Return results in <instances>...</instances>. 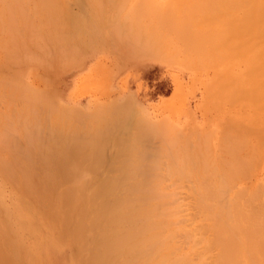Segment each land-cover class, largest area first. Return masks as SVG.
<instances>
[{
	"label": "rangeland",
	"instance_id": "1",
	"mask_svg": "<svg viewBox=\"0 0 264 264\" xmlns=\"http://www.w3.org/2000/svg\"><path fill=\"white\" fill-rule=\"evenodd\" d=\"M32 1L0 0V21H3L0 23V26L3 27L0 29V34L2 35L0 36V74L3 79L0 77V80L6 79L5 83L13 80L14 83L12 84L11 82L9 84V82V85H6L7 83L5 84L3 81V88L6 89L9 86V89L7 88L8 91L0 87V99H2V101L0 100V264H116L115 258L117 261L120 259L117 264H123L124 261L121 260L125 259L124 264H138L141 258L136 255L134 259L133 257L131 258L128 255H134H132L131 251H129L131 254H128V250L127 252L125 250L123 253H118L117 255H121L122 258L121 256L119 258L116 256L114 257V262L113 256L109 253L110 249L107 248H111L112 240L116 239L117 236L121 238L127 234L134 233L135 229L140 227L135 223L138 221L136 220L137 217H141L144 209H146L144 212L145 216L154 213L150 211L155 208L152 205L154 203H150L152 198H155L152 197L154 194L150 196L149 200L145 201L148 198L143 200L146 204L148 203V206L144 204V207L153 206V208L147 210V207H142V200L136 198L137 193L140 191H136V196L133 194L135 196L133 197L134 199L132 197L129 199L130 194L128 195V193L132 194L130 192L132 187L135 189L139 187L138 189L142 190L144 186H151L150 183H148L149 185L146 184L149 176L147 179L145 178L146 185L140 189L139 185H143L142 180L138 182L140 180L138 178L139 175H142L141 171L148 169L146 173L149 175L153 173L158 176L163 175V169L160 171L162 172L159 173L160 175L156 171L152 173L151 171L154 165H157L156 168L164 167L162 163L165 164L163 161L166 159L161 157L160 154L165 148L161 142L164 141L163 143H165L166 147L165 141L171 139L168 137L170 134L175 135L172 136L174 139L178 137L176 140H179L180 143L185 145L191 143L190 146L192 144L195 145L192 150L193 153L188 151L192 149L190 146L189 149H186L189 155L192 154L189 158L190 165H198V173L205 169L208 162H211V158H220L222 161L224 159L229 161L230 158H254L250 159L249 166H244L242 170H233L232 166L234 167V164H231L232 160L227 163L224 179L219 187L216 188L218 198L215 202L213 199L210 201L212 207L223 206L226 211L228 208L231 210L236 195L242 193L241 189L248 187L250 190H255L258 186L264 185V138L261 137V134L264 133V60H262L264 59V22H262V19L264 21V8L256 18L249 19L247 22H243V18L246 16L245 12H247V9L245 10L244 8H241V12H238L237 16L235 14L236 17L229 14L224 19L221 18L223 23L224 21L227 23L226 20L228 19V21H232L227 23L228 25L224 23L225 28L230 29V31H232V27H235L233 26L235 25L234 22L241 21L237 23V29L240 28L242 30L244 28L246 30H242V32L239 30V34L235 36L233 34L234 42L235 45L239 43L244 45L246 42L248 45L246 46L245 44L244 46L246 47L241 46L242 51L241 49L239 50L240 44L236 46L239 50L236 56L238 55L239 57L229 54L228 59L224 60L226 57L222 58L220 62L218 61V64H220H216L217 66L212 62V66L210 60L196 61L187 57L185 53L179 54V50L174 53L175 50L169 46H154L153 41H150L153 37L151 38L150 32L152 31L149 30L152 28L149 26V19L143 20L150 18V16L143 15V18L141 15L144 22V24L142 22V25L147 23L145 28L148 33L144 34L145 28L142 26L139 28L143 29L144 32H142L143 30L140 31V29L137 32L138 29L136 30V28L140 24L138 23L137 26L136 20L133 18L137 13L132 15L131 13L134 14L135 12H133L131 7L128 9L127 6L135 4L138 0H128L127 6H125L126 0H94L96 4L92 3L93 0L92 2L91 0H78L79 2L77 0H63V2L62 0H57V3L54 2L55 0H50L47 3H50V6L54 8L55 14L46 16V18L40 16L43 14L38 13V10L42 13L40 11L42 10L41 2H44L41 4L43 9L47 8L46 2L41 0ZM262 3L264 5V0ZM99 4L104 9V13L101 8H97L98 6L96 8L100 9L99 11L93 7ZM33 6L34 8L37 7L36 9L40 6L41 9L36 10L32 8ZM63 6L64 8L67 7L68 13ZM118 7H123V11L124 8L126 9L124 12L120 9L118 11L121 12H116ZM24 8L25 10H23ZM57 8L60 9L59 12ZM5 9L12 11V16L8 15L10 12ZM35 10L37 11V16H34ZM64 11L67 14L65 18ZM98 12L103 17H100L101 15L99 16ZM72 14L75 16L74 20L72 19ZM123 14L127 18H122ZM58 15L60 16L58 17ZM137 15L139 16L140 14ZM8 16L10 17L9 21H12L11 23L8 21ZM55 16L56 18H54ZM13 18L15 19L14 22ZM110 18L112 20H109ZM53 20L56 23L59 22V24H52ZM201 20H204L203 18L199 19L202 26L210 27L213 25L211 23H214L213 19L211 23L205 19L204 22L206 24L201 22ZM21 21H23V24ZM37 21L40 24V28L36 23ZM137 21L139 22V18ZM46 22L50 23V26ZM132 23H135V25ZM117 24L119 26H116ZM23 25H27L26 27L28 28L32 25V29H29L31 34L30 31H27L28 35L26 34L25 30L27 28ZM55 25L58 26L54 27ZM59 25L62 28H59ZM33 26H35L34 29ZM13 28L15 31L12 32ZM56 28L59 31H56ZM251 30L256 32L252 33L250 32ZM52 31L56 34H52ZM243 31L251 33V36L253 34L256 38L249 37ZM15 33L20 36H16ZM163 34L167 35L168 33L165 34L162 31V37ZM246 35L249 39L245 38L247 37ZM239 36L241 39L239 38L238 41ZM20 37H22L21 40H19ZM6 39L7 41H5ZM256 41L257 43H255ZM2 42L3 44H1ZM234 42L229 43L232 51L235 48L231 46L234 45ZM9 44L12 45L10 46ZM173 44H178L181 47L180 42L173 41ZM14 46H16V49ZM178 46L176 45V47ZM61 48L63 49L61 50ZM11 52L16 55H12L13 53L11 54ZM172 52L173 54L171 55ZM22 53L24 54L22 55ZM30 55L33 56L30 57ZM223 60L224 62L221 63ZM1 72L4 73L2 74ZM0 83L3 86L1 81ZM22 85L24 87L28 86V88H25L28 91L30 89L29 92L31 94H28ZM233 85L234 87H232ZM238 89L241 90L242 95L230 96V93ZM23 91L24 94H21ZM33 91L36 94H33ZM35 99H37V102H35ZM107 115L109 118L112 115L116 116L112 117L111 121V119L107 118ZM147 120L152 124L154 123L153 126L155 127L152 124L150 126ZM68 121L74 124L71 125ZM235 125L238 127H235ZM152 128L154 131H152ZM251 128L255 129V132ZM159 129L161 130L160 132ZM166 129L168 131H165ZM164 133L169 134L167 136ZM164 136L168 138L166 139ZM182 136H185L184 139ZM159 140H161L160 144ZM141 142H146L143 144L146 149L143 145H140L142 144ZM129 143L132 144L130 145ZM157 143L159 144L158 146H156ZM167 143L169 142L167 141ZM154 144L155 146H153ZM160 145H163L164 149L162 148L161 150L159 147L162 146ZM170 146H172L171 143ZM178 146H174L173 150L179 148ZM181 146L183 147V145ZM149 148L150 150L147 151ZM133 149H136L135 151L139 158H133L136 154ZM132 150L133 153L131 152ZM139 150L143 151V153L145 152V154L139 153ZM168 150L169 147H166L167 152L164 151L165 154H169ZM181 151L178 154L179 156L183 154ZM139 154L142 155L140 156ZM197 155L198 157H196ZM169 157L173 156L169 155ZM133 170H135V173H133ZM200 170L201 172H199ZM227 172L229 173L227 174ZM236 172H240L244 176L238 182L229 177V175H235ZM124 173H127L126 177ZM196 173L195 169L194 178H191L190 175V178L194 179L193 181L190 182V179L186 180V182H190V185L188 182L187 184L185 182L180 184L185 179L184 177L182 181L181 179L179 182L172 181V183L176 184L173 183L174 186L178 184L183 186L175 187L176 193L173 191L176 195L178 194V197L171 190V188H174L172 184H169L172 186L171 188L166 186L173 178L168 179L167 177L168 182H165L166 179H162L161 184L167 187V190L162 188L163 186L160 187L161 184L158 185L159 183L156 180L158 184L153 181L154 174L153 178L151 176V180L149 179L150 182L153 181V187L155 184L157 185H155L157 188H153L154 191L157 192V190L159 191L162 188L164 190L159 192L172 193L170 196H176L177 200H179L177 205L180 206V203H182L181 206L183 207L180 206L181 208L175 207L176 203H178L175 201H171L168 204L174 214V222H176L172 224V227L180 240L185 239L186 234L193 236L194 234L191 235L189 232L192 233L195 227H199L198 229L206 237L212 239L213 236L211 235L213 232L209 231L207 227L210 222L205 220L204 215V217L199 215L201 213L197 210L195 196L200 177ZM132 175H136L137 177L135 176L134 178H138L136 179L138 181H133V178L131 180ZM146 176L148 175L146 174ZM163 177H157V180ZM125 178L128 179V182ZM129 186H132L131 189ZM188 186L192 189H190L191 193L188 190L189 188L187 189ZM115 187L116 189L118 187V190L114 189ZM147 187L144 188L145 191ZM127 188L129 189L127 190ZM148 189L153 193L151 187H148ZM114 190L115 192L124 191V194L120 192L115 194ZM150 191L145 193H150ZM141 192L140 194H143ZM66 193L69 197H66ZM157 193L156 195L159 196V193ZM158 196L155 201L159 200L160 197L158 198ZM109 197L110 199H108ZM260 198H258L259 203H263L264 194ZM122 199L124 200L122 201ZM173 199L175 200L176 198L173 197ZM124 201L125 203H123ZM143 201L142 203H144ZM152 201L154 202V200ZM171 204H175V206H171ZM110 215L111 217H108ZM143 216L141 217L142 219ZM31 218H33L32 221ZM199 218H202V220L200 219L201 224L195 222ZM142 219L140 222H142ZM130 222H135L132 224L135 229L132 226V228L127 227L131 225ZM140 222H137V224ZM119 228H122V232L113 230ZM128 228V231L133 229L132 231L134 232L130 231L127 233L126 230ZM111 230L114 232L111 233ZM195 230L193 233L196 232ZM198 233L201 236V232L198 231ZM120 234L122 235L120 236ZM175 234L172 237L173 240L176 239ZM199 236L195 237L200 239ZM202 238L204 239L205 236ZM104 239L105 241H103ZM134 240L137 239L135 238ZM192 241L199 240L194 238ZM109 242H111L110 245ZM176 242H179L178 244L176 243L178 246L185 244L184 242L181 244L180 241ZM191 243L193 245L190 240ZM187 244L188 249L189 243L187 242ZM183 246L185 247V245ZM196 248H200V245H197ZM95 249L97 252H95ZM192 249L193 252L195 250L194 245ZM184 250H186V247ZM208 260V263L213 262L211 258ZM141 262L139 261V264Z\"/></svg>",
	"mask_w": 264,
	"mask_h": 264
},
{
	"label": "bare ground",
	"instance_id": "2",
	"mask_svg": "<svg viewBox=\"0 0 264 264\" xmlns=\"http://www.w3.org/2000/svg\"><path fill=\"white\" fill-rule=\"evenodd\" d=\"M22 1V0H21ZM30 1H32V0H30ZM41 1H45L46 2V7L47 8H45V10L43 9V6L41 5V4H43L44 2H41V4H40V2H39V4H40V6L42 7V10H40V11H42V13H40L39 12V8H40V6H38L39 8L38 9H36V8H34V6L32 7V8H34V9H36V10H38V13L39 14H43V15H40V16H42V17H44V18H46V16H53V14H55V10H54V8L52 7V6H50V3H47V1H50V0H41ZM57 0H55L54 2H56ZM78 1V0H77ZM83 1V0H82ZM123 1H125V0H123ZM128 0H126L125 1V6H127L126 5V3H128L127 2ZM12 2V1H11ZM14 2V1H13ZM16 2H18V1H16ZM26 2H28V0H26ZM32 2H34V1H32ZM53 2V3H54ZM62 2H63V0H62ZM79 2V1H78ZM89 2V1H88ZM91 2H92V0H91ZM101 2V1H100ZM117 2V1H116ZM246 2H248V3H246ZM263 0L261 1V0H163V1H158V0H138L135 4H133V5H131V6H127V8L129 9L130 7H131V9L133 10V12H135L134 14L133 13H131L132 15H135L136 13L137 14H140L138 17L136 16H133V18L137 21V19L139 18V22L137 21H135V23H136V25L139 23L140 25L136 28V30H137V32L139 31V27L140 26H142L143 28H145V26L147 25V23L145 24V25H142V22H143V20H147V19H149L148 20V22H150V25H149V23H148V25L150 26V27H152L151 29H149L150 31H152V32H150L151 33V38L153 37V39H150V41H153V43H154V46L155 45H159V46H161V45H164V46H161V47H170L171 49H173V50H175V52L174 53H176V50H179V54H181V53H185L186 55H187V57H190V58H193L194 60H196V61H200V60H210L211 61V63L212 62H214V65L215 66H217V65H219L218 64V61L220 62V60H222V58L224 59V57H226L224 60H226V59H228L229 57V54L232 56V55H234V56H236V54H237V52H239V50L241 49V46H244L246 43L245 42H243V43H245L244 45H241V43H239L240 44V47H239V50H238V48L236 47V46H238L239 44H236L235 45V42H234V40H235V38H234V36L237 34H239V32L241 31L242 32V30H246V29H244V28H242V30L239 28V29H237L238 28V26H237V23H240V22H234L235 23V25H233V26H235V27H232V31H230V29L228 30L227 28H225V24H227V23H229V22H232V21H228V20H226L227 21V23H225V21H224V23H223V21H221V18H223L224 19V17L225 16H227V15H229V14H232V15H234L235 16V14H236V16H237V13L238 12H241V8H244L245 10L247 9V12H245V14H246V16L243 18L244 20H243V22H247V21H249V19L251 20L252 18H256V16L258 15V14H260V11L264 8L263 6ZM52 3V2H51ZM57 3V2H56ZM56 3H55V5H56ZM59 3V2H58ZM61 3V2H60ZM81 3V2H80ZM83 3V2H82ZM92 3H95L96 4V2H94V0H93V2ZM92 3H91V5H92ZM13 4V3H12ZM23 4V3H22ZM64 4V3H63ZM84 4V3H83ZM119 4V3H118ZM124 4V3H123ZM85 5V4H84ZM102 5V4H101ZM104 5V4H103ZM9 6V5H8ZM58 6V5H57ZM59 6H61V4H59ZM59 6H58V8H59ZM96 6H98L97 8H101V6H100V4L99 5H94L93 7H95L96 8ZM19 7V6H18ZM66 7V6H65ZM86 7V6H85ZM15 8V7H14ZM16 8H17V5H16ZM57 8V9H58ZM62 8V7H61ZM63 8H64V6H63ZM67 8V7H66ZM66 8H64V10L66 9ZM96 8V9H97ZM7 9V8H6ZM5 9V10H6ZM9 9V8H8ZM41 9V8H40ZM56 9V8H55ZM103 8H101V11L104 13V9L102 10ZM122 10L123 9V7H118L117 9H116V12H121V11H118V10ZM125 9L126 8H124V11H125ZM22 10V9H21ZM20 10V11H21ZM23 10H25V8L23 9ZM22 10V11H23ZM35 10V12H34V16L36 15V11ZM44 10V11H43ZM62 10V9H61ZM67 10V9H66ZM65 10V11H66ZM92 10V9H91ZM95 10V9H94ZM93 10V11H94ZM100 10V9H99ZM98 9H97V11H99ZM6 11H8V12H10V10H6ZM19 11V10H18ZM60 11V9H58V12ZM65 11H64V13H65ZM96 11V10H95ZM112 11V10H111ZM123 10H122V12H124ZM14 12V11H13ZM17 12V11H16ZM57 12V13H58ZM115 12V13H116ZM263 12V11H262ZM1 13V12H0ZM32 13H33V10H32ZM67 13H68V10H67ZM94 13V12H93ZM100 12H98V15L100 16L101 15V13L99 14ZM112 13V12H111ZM5 14V13H4ZM3 14V15H4ZM18 14V13H17ZM94 14H96V13H94ZM125 14V13H124ZM123 14V16H122V18H127V17H125V15ZM239 14V13H238ZM8 15H11L12 16V11L10 12V14H8ZM14 15V14H13ZM20 15V14H19ZM19 15H18V17H19ZM61 15V14H60ZM60 15H58V17L60 16ZM62 15H63V13H62ZM65 15L66 16H64V18L65 17H67V14L65 13ZM73 15V14H72ZM71 15V16H72ZM91 15V14H90ZM90 15H88V16H90ZM115 15V14H114ZM118 15H120V14H118ZM132 15H130L131 17H132ZM141 15H142V17H143V15H147V17H149L150 16V18H151V21H150V18H146V19H143L142 20V17H141ZM33 16V15H32ZM37 16V15H36ZM70 16V15H69ZM97 16V15H96ZM108 16V15H107ZM235 16V17H236ZM240 16V15H239ZM5 17V16H4ZM6 17H7V14H6ZM22 17V16H21ZM25 17V16H24ZM41 17V18H42ZM100 17H103L102 15L100 16ZM119 17V16H118ZM10 17L8 16V21L10 20L9 19ZM20 18V17H19ZM18 18V19H19ZM48 18V17H47ZM54 18H56V16L54 17ZM62 18V17H61ZM74 18H75V16L73 15V17H72V19L74 20ZM81 18V17H80ZM90 18H91V16H90ZM104 18H105V16H104ZM140 18H141V20H140ZM144 18V17H143ZM203 18V20L205 21V19L206 20H208V21H210V23H211V21H212V19H213V21H214V23H211V24H213L212 26H202L201 25V23H200V21H199V19H202ZM208 18V19H207ZM209 18H210V20H209ZM259 18V17H258ZM6 19V18H5ZM11 19H12V17H11ZM25 19V18H24ZM34 19V18H33ZM39 19V18H38ZM50 19V18H49ZM63 19V18H62ZM68 19V18H67ZM79 19V18H78ZM120 19V18H119ZM124 19H122V20H124ZM215 19V20H214ZM4 20V19H3ZM7 20V19H6ZM14 18H13V22H14ZM17 20V19H16ZM21 20H23V19H21ZM32 20V19H31ZM35 20V19H34ZM37 20V19H36ZM41 20V19H40ZM39 20V21H40ZM47 21H48V19H46ZM52 20V19H51ZM57 20V19H56ZM61 20V19H60ZM66 20V19H65ZM76 20V19H75ZM109 20H112L111 18L109 19ZM5 21V20H4ZM55 20H53V23L52 24H59V22H54ZM59 21V20H58ZM80 21V20H79ZM99 21H100V19H99ZM114 21V20H113ZM127 21V20H126ZM131 21H133V20H131ZM130 21V22H131ZM133 21V22H134ZM204 21H202L201 20V22H204ZM207 21V22H208ZM212 21V22H213ZM3 21H0V23H2ZM10 22V21H9ZM12 22V21H11ZM10 22V23H11ZM23 21H21V23H22ZM63 22H64V20H63ZM141 22V23H140ZM262 22H264L263 21V19H262ZM37 24H38V21L36 22ZM65 24H66V22H64ZM74 23H75V21H74ZM85 23V22H84ZM84 23H82V24H84ZM92 23V22H91ZM112 23V22H111ZM114 23V22H113ZM135 23L133 24V25H135ZM205 23V22H204ZM209 23V24H210ZM8 24V23H7ZM17 24V23H16ZM23 24V23H22ZM32 24V23H31ZM42 24V23H41ZM44 24V23H43ZM46 24H49V26H50V23H48V22H46ZM97 24V23H96ZM143 24H144V22H143ZM206 24V23H205ZM1 25V24H0ZM8 25H10V24H8ZM14 25V24H13ZM39 25L40 24H38V27H39ZM63 25V24H62ZM80 25V24H79ZM114 25V24H113ZM201 25V26H200ZM228 25V24H227ZM4 26V25H3ZM17 26V25H16ZM15 26V27H16ZM23 26H25V25H23ZM22 26V27H23ZM27 26V25H26ZM25 26V28H27V30H25L26 31V34H27V31L29 32L30 30L29 29H32L31 28V26L28 28V27H26ZM46 26H48V25H46ZM52 26V25H51ZM58 25H55L54 27H57ZM60 27L59 28H62V26L61 25H59ZM66 26V25H65ZM116 26H119L118 24L116 25ZM1 28L0 29H2L3 27L2 26H0ZM20 27V26H19ZM34 27L35 26H33V29H34ZM71 27V26H70ZM141 27V28H142ZM202 27V28H201ZM227 27V26H226ZM249 27V26H248ZM40 28V27H39ZM63 28H65V27H63ZM78 28V27H77ZM110 28H112V27H110ZM114 28V27H113ZM118 28H120V27H118ZM128 28V27H127ZM258 28V27H257ZM18 29V28H17ZM43 29V28H42ZM69 29H71V28H69ZM115 29V28H114ZM227 29V30H226ZM41 30V29H40ZM53 30H55V28H53ZM58 29L56 28V31H57ZM112 30V29H111ZM143 29H140V31H142ZM144 30H145V32H144ZM142 32H144V34L147 32V29L145 28ZM163 31V33L165 32V34L166 33H168L167 35H164L163 34V37L161 36V33H162V31ZM236 30V31H235ZM240 30V31H239ZM258 30V29H257ZM13 31H15L14 30V28H13V30H12V32ZM21 31V30H20ZM56 31H54V32H56ZM59 31V30H58ZM67 31V30H66ZM74 31V30H73ZM238 31V32H237ZM10 32V31H9ZM22 32V31H21ZM38 32V31H37ZM43 32V31H42ZM76 32V31H75ZM120 32V31H119ZM243 32H245L244 34H246L247 32L246 31H243ZM250 32H252V30L250 31ZM256 32V31H255ZM255 32H252V33H255ZM264 32V31H263ZM262 32V33H263ZM1 33H3V32H1ZM6 33H7V31H6ZM16 33H18L17 31H16ZM16 33H15V35H16ZM33 33V32H32ZM52 34H56V33H53V31L51 32ZM67 33V32H66ZM148 33V32H147ZM10 34V33H9ZM12 34V33H11ZM30 34H31V31H30ZM35 34H36V32H35ZM39 34V33H38ZM51 34V35H52ZM58 34V33H57ZM68 34V33H67ZM78 34V33H77ZM143 34V36L145 37V35ZM233 34H234V36H233ZM242 34V33H241ZM250 34V35H249ZM257 34H259V33H257ZM7 35V34H6ZM13 35V34H12ZM18 35V34H17ZM16 35V36H17ZM28 35V34H27ZM34 35V34H33ZM76 35V34H75ZM140 35V34H139ZM247 35L250 37L251 36V33H247ZM246 35V36H247ZM260 35H262V34H260ZM0 36H2L1 34H0ZM18 36H20V35H18ZM22 36V35H21ZM26 36V35H25ZM30 36V35H29ZM36 36V35H35ZM245 36V35H244ZM245 37V38H247V39H249V37ZM257 36V35H256ZM23 37V36H22ZM22 37H20L19 38V40H21V38ZM32 37V36H31ZM37 37V36H36ZM251 37H255V36H253V34H252V36ZM258 37V36H257ZM25 38V37H24ZM27 38V37H26ZM30 38V37H29ZM46 38V37H45ZM149 38V37H148ZM239 38H240V36L238 37V41H239ZM256 38V37H255ZM259 38V37H258ZM1 39V38H0ZM8 39H9V35H8ZM32 39V38H31ZM47 39V38H46ZM232 39V40H231ZM241 39V38H240ZM244 39V38H243ZM250 40H252L251 38H250ZM260 40V39H259ZM258 40V41H259ZM5 41H7V39L5 40ZM10 41V40H9ZM25 41V40H24ZM56 41V40H55ZM143 41V40H142ZM144 41H146V40H144ZM173 41L174 42H180V44H181V47H179L178 46V44H176L178 47H176V45H174L173 44ZM234 42L233 44L234 45H231V46H233V47H235L234 49H233V51L232 50H230V47H229V43L230 42ZM261 41V40H260ZM13 42V41H12ZM67 42V41H66ZM140 42V41H139ZM249 43H250V41H248ZM5 43V42H4ZM8 43V42H7ZM11 43V42H10ZM255 43H257V41L255 42ZM1 44H3V42L1 43ZM44 44V43H43ZM179 44V45H180ZM5 45V44H4ZM7 45V44H6ZM10 46L12 45V44H9ZM21 45V44H20ZM41 45H42V43H41ZM64 45V44H63ZM67 45V44H66ZM248 44H246V46H247ZM22 46V45H21ZM61 46V45H60ZM158 46V47H159ZM246 46H244V47H246ZM15 47V49H16V46H14ZM65 47V46H64ZM4 48V47H3ZM11 48V47H10ZM12 48H13V46H12ZM11 48V49H12ZM48 48V47H47ZM53 48V47H52ZM77 48V47H76ZM237 48V49H236ZM22 49V48H21ZM28 49V48H27ZM39 49V48H38ZM37 49V50H38ZM46 49V48H45ZM63 48H61V50H62ZM66 49V48H65ZM6 50V49H5ZM10 50V49H9ZM40 50V49H39ZM47 50V49H46ZM60 50V51H61ZM17 51V50H16ZM41 51V50H40ZM169 51V50H168ZM236 51V52H235ZM241 51H242V49H241ZM15 52V51H14ZM45 52V51H44ZM43 52V53H44ZM62 52V51H61ZM231 52H233V53H231ZM235 52V53H234ZM9 53V52H8ZM13 52H11V54H12ZM29 53V52H28ZM58 53H60V52H58ZM166 53V52H165ZM259 53H261L260 51H259ZM24 53H22V55H23ZM26 54V53H25ZM31 54V53H30ZM173 54V52L171 53V55ZM12 55H16L15 53H13ZM11 55V56H12ZM18 55V54H17ZM34 55V54H33ZM33 55H30V57L31 56H33ZM45 55V54H44ZM176 55V54H175ZM3 56V55H2ZM48 56V55H47ZM168 56V55H167ZM238 56V55H237ZM236 56V57H237ZM14 57V56H13ZM27 57V56H26ZM45 57V56H44ZM58 57V56H57ZM184 57V56H183ZM186 57V56H185ZM228 57V58H227ZM239 57V56H238ZM7 58H9V57H7ZM35 58V57H34ZM38 58V57H37ZM61 58V57H60ZM177 58V57H176ZM259 58V57H258ZM11 59V58H10ZM15 59V58H14ZM17 59V58H16ZM23 59V58H22ZM27 59V58H26ZM41 59V58H40ZM62 59V58H61ZM182 59V58H181ZM186 59V58H185ZM19 60V59H18ZM39 60V59H38ZM188 60V59H187ZM224 60L221 62V63H223L224 62ZM236 60V59H235ZM245 60V59H244ZM243 60V61H244ZM262 60H264V59H262ZM15 61V60H14ZM26 61V60H25ZM31 61H32V59H31ZM64 61V60H63ZM66 61V60H65ZM168 61V60H167ZM172 61V60H171ZM180 61V60H179ZM186 61V60H185ZM243 61H241L242 63H243ZM247 61V60H246ZM237 62V61H236ZM245 62V61H244ZM264 62V61H263ZM15 63H17V62H15ZM176 63V62H175ZM174 63V64H175ZM189 63H191V62H189ZM247 63V62H246ZM19 64H20V60H19ZM181 64V63H180ZM192 64V63H191ZM217 64V65H216ZM251 64H252V62H251ZM15 65V64H14ZM66 65V64H65ZM204 65V64H203ZM212 66H213V63L211 64ZM238 65V64H237ZM16 66V65H15ZM248 66V65H247ZM257 68H258V66H257ZM218 69V68H217ZM219 70V69H218ZM200 71V70H199ZM218 72V71H217ZM2 73V72H1ZM4 73V72H3ZM2 73V74H3ZM7 73V72H6ZM5 73V74H6ZM219 73V72H218ZM106 75V74H105ZM15 76V75H14ZM246 76V75H245ZM0 77H1V74H0ZM1 79H3L2 77H1ZM20 79V78H19ZM245 79H247V78H245ZM6 80V79H5ZM5 80H0L1 82H2V84H3V81H4V83H5ZM11 80V79H10ZM249 81V80H248ZM10 81H8V83H9ZM11 82H12V84H14L13 83V80H11ZM11 82L9 83V84H11ZM40 82H41V80H40ZM6 83H7V81H6ZM5 83V84H6ZM6 84V85H9V84ZM23 84H25V83H23ZM230 84V83H229ZM229 84H227V85H229ZM245 84V83H244ZM26 85V84H25ZM36 85V84H35ZM231 85V84H230ZM241 85V84H240ZM246 85V84H245ZM11 86V85H10ZM23 86V85H22ZM242 86V85H241ZM0 87H2L1 89H5V88H3L4 87V84H3V86H1V83H0ZM25 87H27L28 88V86H25ZM24 86H23V88H25ZM232 87H234V85L232 86ZM231 87V88H232ZM7 88L9 89V86H7ZM6 88V89H7ZM0 89V90H1ZM5 89V91H8V89L6 90ZM26 89V88H25ZM230 89V88H229ZM244 89V88H243ZM27 90V89H26ZM38 90V89H37ZM245 90V89H244ZM29 91H30V89H29ZM28 90H27V92H28V94H31V92H29ZM27 92H25L26 94H27ZM34 92V91H33ZM21 94H24V91L23 92H21ZM33 94H36L35 92L33 93ZM240 96V95H242V92H241V90L240 89H238V90H234V92H232V93H230V96H233V97H235V96ZM258 96V95H257ZM260 96V95H259ZM1 97H2V95H1ZM3 98H4V96H3ZM6 98H8V97H6ZM256 98V97H255ZM257 98H259V97H257ZM44 99V98H43ZM42 99V100H43ZM1 101H2V99H0ZM37 99H35V102H37L36 101ZM38 101H41V100H38ZM11 103V102H10ZM39 103V102H38ZM120 104V103H119ZM46 105V104H45ZM29 106H30V104H29ZM116 107V106H115ZM46 108V107H45ZM24 111V110H23ZM91 111V110H90ZM89 111V112H90ZM111 112V111H110ZM77 113V112H76ZM137 113V112H136ZM74 114V116H76V114L75 113H73ZM88 114V113H87ZM90 114V113H89ZM107 114V113H106ZM105 114V115H106ZM80 116V115H79ZM92 116H93V114H92ZM114 116H116V115H114ZM114 116L112 115V117L114 118ZM130 116H131V114H130ZM135 116V115H134ZM141 116V115H140ZM82 117H84V116H82ZM91 117V116H90ZM96 117V116H95ZM111 117V116H110ZM111 117V118H112ZM69 118V117H68ZM106 118V117H105ZM107 118H109L108 117V115H107ZM111 118H109V119H111ZM131 118V117H130ZM132 118H134V117H132ZM141 118H142V116H141ZM89 119V118H88ZM104 119V118H103ZM108 119V120H109ZM114 120V119H113ZM70 121H71V119H70ZM88 121V120H87ZM111 121H112V119H111ZM110 121V122H111ZM148 121V120H147ZM163 121V120H162ZM69 122V121H68ZM99 122V121H98ZM70 124H71V122H69ZM90 123V122H89ZM150 122L148 121V124H149ZM160 123V122H159ZM66 124V123H65ZM70 124H67V125H70ZM72 124H74V123H72ZM71 124V125H72ZM84 124H86V123H84ZM83 124V125H84ZM151 124L152 123H150V126H151ZM154 124V123H153ZM153 124H152V126H153ZM161 124H162V122H161ZM160 124V125H161ZM166 124V123H165ZM92 125V124H91ZM145 125H147V124H145ZM150 126H148V127H150ZM158 126H159V124H158ZM157 126V127H158ZM71 127V126H70ZM86 127V126H85ZM153 127H155V126H153ZM162 127V126H161ZM160 127V128H161ZM235 127H238L237 125H235ZM96 128H98V127H96ZM151 128V127H150ZM169 128V127H168ZM86 129V128H85ZM126 129V128H125ZM164 129V128H163ZM252 129V128H251ZM148 130H150V129H148ZM156 130V129H155ZM161 130H162V128H161ZM160 129H159V132L161 131ZM172 130V129H171ZM253 130V132H255V129H252ZM152 131H154L153 130V128H152ZM165 131H168V129H166ZM170 131V130H169ZM104 132V131H103ZM158 132V131H157ZM253 132H251V133H253ZM149 134V133H148ZM159 134V133H158ZM165 135H167L168 136V134H166V133H164ZM184 134V133H183ZM259 134V133H258ZM264 134V133H263ZM263 134H261L262 136L261 137H263L264 138V135ZM146 135V134H145ZM154 135V134H153ZM162 135V134H161ZM172 136H175V135H172V134H170V136H168L169 138H171L170 140L172 141H170L169 139H167L165 136V138L167 139L165 142H166V147L168 148L169 147V154H165V152L164 151H166V147H165V143H163L164 141L163 140H165V139H163V138H161V139H163L162 141L163 142H161L162 144H164V148H165V150H163V152L161 151V157H165V161H163L165 164H163L162 163V165L164 166L163 168L162 167H157L156 168V166L157 165H154L153 166V169H152V171H151V173L154 171H156V172H158V174L159 173H162V172H160V171H162V169H163V175L162 176H164L163 178H161L160 180H159V178H158V180H157V177H162V176H158L157 174L155 175L154 173V175L153 174H148V173H146L147 172V170H143V171H141L140 173L142 174V175H139V181L138 180H136V179H138V178H134L136 175H132V177H131V180H133V181H138V182H140L141 180H142V183H143V185H139L140 186V189H142V190H139L138 188L139 187H137V189H135V188H133L132 186V189H135V190H132L131 189V187H130V189L132 190H130V192H132V194L131 193H128V192H126L129 188H127V190L125 191L126 193H128V195L130 194V197H129V199H131V197L133 198V197H135L137 194L139 195L140 194V192L141 191H144V192H141V193H143V194H140L139 195V197H138V195L136 196V198L138 199H141L142 201L144 200V198H148V199H145V201L146 200H149V198H151L150 196H152L153 194V196L152 197H155V198H152V200H154V202L152 201H150V203H154V204H152V205H154V210H152L151 208H153V206L152 207H147L148 205V203L146 204V202L145 201H143L144 203H142V201H141V204H142V207H144L145 205L144 204H146L147 206V210H150V211H153L154 213L151 215V214H149L150 213V211H149V213H145V214H149L148 216H145L144 215V212H145V210L146 209H144V208H146V207H144L143 209H144V211H143V213H141L142 215H141V217L143 216V219H144V221H143V219L141 218V217H137V219L136 220H138L137 222H140V220L142 219V222H140L139 224H137V222L135 223V222H133V223H135L139 228H134V226L132 225L133 223L132 222H130V226H127V227H129V228H132L133 227V229H135V232L134 231H132V230H130V231H132V232H134V233H131V234H127L126 236H123V237H121V238H119L118 236H117V238L116 239H114V240H112L113 241V245L111 244V242H109V245L111 244V248H107V249H110L109 250V253L113 256V261H114V257H116V256H118V258L121 256V255H117L118 253L120 254L121 252L123 253V252H125V250H126V252H127V250H128V254H131V252H132V255H134V256H131V255H128L127 253H124V254H126V255H128V256H130L131 258L133 257V259H134V257H135V255L137 256V257H139V258H141V260H139V261H142L141 262V264H264V261H263V258H264V202L263 203H259V201H258V198H260V195H261V198H262V194H264V193H262L263 191H264V185H262V186H258V188H256L255 190H250L248 187L247 188H244V189H241L240 191H242V193H238L237 195H236V198H235V202H234V204H233V207H232V209L231 210H229V208L227 209V211L224 209V207L223 206H221V207H218V206H215V207H212L211 205V200L213 199L214 200V202L216 201V199L218 198V192H217V189L216 188H218L219 187V185L221 184V182H222V180L224 179V173L226 172V170H227V163L228 162H230V160H232V162H231V164L233 165L234 164V167L232 166V169L233 170H236V169H240V170H242L243 169V167L244 166H249V164H250V159H254V158H230V160L228 161L227 159H224L223 161L220 159V158H211V162H208V164H207V166H205V169L202 171L203 172V174L201 175V170L199 171V172H201V173H198V165H196V166H192V165H190V160H189V158L191 157L190 155H192V154H190L189 155V152L188 151H191L190 153H193V147H195V145H191L190 146V144L191 143H189V145H185L184 143H180L179 142V140L177 141L176 139H178V137L176 138V139H174V137H172ZM154 137V136H153ZM157 137V136H156ZM183 137V136H182ZM185 137V136H184ZM184 137H183V139H184ZM173 138V139H172ZM153 139V138H152ZM176 140V141H175ZM83 141V140H82ZM146 141H148V140H146ZM154 141V140H153ZM153 141H151V142H153ZM155 141H156V139H155ZM160 141L161 140H159V144H160ZM167 141L169 142V143H167ZM133 142V141H132ZM135 142V141H134ZM149 142V141H148ZM147 142V143H148ZM179 143V146H178V143ZM138 143V142H137ZM142 143V142H141ZM146 142H144V143H142V144H140L141 146L143 145V144H145ZM170 143H171V145L172 146H170ZM177 143V144H176ZM130 144V143H129ZM132 144V143H131ZM130 144V145H131ZM135 143H133V145H134ZM158 143H157V145L156 146H158L159 145ZM174 144V145H173ZM148 145V144H147ZM169 145V146H168ZM178 146L179 148H176L177 150H182L181 152L183 153L181 156H179L178 154H180V150L179 151H177L176 149H174L173 150V148H175L174 146ZM181 145H183V147L181 146ZM186 147H185V146ZM134 146H136V144L134 145ZM137 146H139V145H137ZM140 146V147H141ZM144 146V145H143ZM152 146V145H151ZM153 146H155V144L153 145ZM160 146H162V147H159L161 150H162V148H163V145H160ZM189 146H190V148H192L191 150L189 149ZM171 147V148H170ZM185 147V148H184ZM243 147H245V146H243ZM131 148V147H130ZM134 148V147H133ZM142 148V147H141ZM141 148H136V149H141ZM144 148L146 149V147L144 146ZM163 148V149H164ZM182 148V149H181ZM189 149L188 151H187V149ZM135 149V150H136ZM143 149V148H142ZM152 149V148H151ZM155 149V148H154ZM208 149V148H207ZM134 150V149H133ZM133 150L131 151L132 153H133ZM134 150V153H136V151ZM150 150V148L147 150V151H149ZM184 150H185V152H184ZM171 151H172V153H171ZM204 151V150H203ZM139 153L141 152V153H143V151H141V150H139L138 151ZM167 152V151H166ZM176 152V153H175ZM187 152V153H186ZM234 152H235V150H234ZM233 152V153H234ZM128 153V152H127ZM130 153V152H129ZM131 153V154H132ZM153 153V152H152ZM163 153V154H162ZM171 153V154H170ZM1 154V153H0ZM78 154V153H77ZM137 154V153H136ZM135 154V156H134V154H132L133 156H131V157H133V158H135V157H138V154L136 155ZM143 154H145V152L143 153ZM148 154H149V152H148ZM173 154H175V155H177L176 157H175V155H173ZM189 155V157H188V155ZM140 155V154H139ZM142 155V154H141ZM140 155V156H141ZM160 155H159V157H160ZM169 155L171 156H173V157H169ZM185 155V156H184ZM167 156V157H166ZM183 156V157H182ZM3 157V156H2ZM153 157H154V155H153ZM177 157H179V158H177ZM181 157V158H180ZM187 157V158H186ZM196 157H198V155L196 156ZM122 158V157H121ZM129 158V157H128ZM128 158H126L127 160H128ZM139 158V157H138ZM144 158H145V156H144ZM131 159V158H130ZM148 159H150V157H148ZM84 160H86V159H84ZM95 160H96V158H95ZM146 160H147V156H146ZM87 161V160H86ZM85 161V162H86ZM8 162V161H7ZM25 162V161H24ZM84 162V163H85ZM3 163V162H2ZM197 163V162H196ZM87 164V163H86ZM90 165V164H89ZM141 166H143V165H141ZM140 166V167H141ZM194 167H196L195 169H196V175H198L199 177H200V179H199V181H198V185H197V192H196V196H195V201L197 202V210L199 211V213H201V214H199V215H202V217H204V218H206L205 220L206 221H209L210 223L208 224L209 226H207L208 227V229H209V231H211V232H213L211 235H213L212 236V239H210V238H208V237H206V235H203V232L200 230V229H198L199 227H195L194 228V230L197 228V230L198 231H200L201 233V236H199L198 234V231L197 230H195L196 232H194L193 233V231L194 230H192V233H190L189 232V234H191V235H195V236H199V238L201 239V237H204L205 236V238L203 239H198V237H195L194 235V238H195V240H199L200 241V243H199V241H192L194 238H193V236H190V235H188V234H186L189 238L190 237H192L191 239H189L187 236H185V239H179V238H177L178 236L175 234V232H174V228L172 227L173 225L172 224H174V223H176V222H174V214L172 213V211H171V209H170V205H168V204H170L171 203V201H175V202H178L179 200H177L178 198V194L176 195L175 193L177 192V190H175V187H178L181 183H183V182H185L186 184H187V182L189 183V185H190V182L191 181H193L194 179H191V178H194L193 176H194V173H195V169H194ZM88 168V167H87ZM93 168V167H92ZM135 168V167H134ZM141 168H144V167H141ZM201 168V167H200ZM89 169H91V168H89ZM139 169V168H138ZM93 170V169H92ZM135 170H136V168H135ZM135 170H133L132 172L133 173H135ZM194 173H193V172ZM137 174H139L138 172H136ZM144 173V174H143ZM148 175V176H146V174ZM150 173V172H149ZM192 173H193V176H192ZM229 172H227V174H228ZM233 173V172H232ZM119 174V173H118ZM117 174V175H118ZM234 174V173H233ZM124 175H125V177H126V175H127V173H124ZM123 175V176H124ZM145 175V176H144ZM160 175V174H159ZM166 175V176H165ZM190 175H191V178H190ZM195 175V176H196ZM143 176V177H142ZM150 176V177H149ZM151 176H152V178H153V176H154V182L155 183H157L158 185H160L161 183H162V179H166L165 180V182H168L167 181V177H168V179H171V178H173V179H171V181H169L168 182V185H166L165 184V182H164V184L166 185V186H168V188H171L172 186H174L173 185V183L174 182H179L180 181V179H181V181H182V179H184L182 182H180V184H178L177 186H174V190L171 188V190H172V192L177 196H173L174 198H176L175 200L173 199V197L172 196H170L171 194L170 193H168L167 194V192L166 193H163V192H159L160 190H167L168 188L167 187H165V186H163L162 184H161V186L160 187H162V188H164V189H159V191L157 190V192L159 193V196L158 195H156V191H154V187H156L155 185H154V187H153V185H152V183H153V181L152 182H150L149 181V179L151 180ZM174 176V177H173ZM198 176H196V177H198ZM137 177V176H136ZM149 177V178H148ZM175 177H176V179H175ZM178 177H180V178H178ZM184 177V178H183ZM189 177V178H188ZM229 177H232V179H234V181L235 182H238L240 179H242L241 177H244L243 175H242V173H240V172H236L235 173V175H229ZM2 178V177H1ZM116 178H117V176H116ZM123 178V177H122ZM133 178V179H132ZM145 178L147 179L148 178V180H146V181H148L147 183L145 182ZM178 178V179H177ZM127 178H125V180H126ZM190 179V182L189 181H187L186 182V180H189ZM226 179V178H225ZM87 180V179H86ZM157 182H156V181ZM111 181V180H110ZM130 181V180H129ZM172 181H174L173 183H172ZM113 182H115V181H113ZM120 182V181H119ZM127 182H128V179H127ZM194 182H196V181H194ZM121 183V182H120ZM130 183V182H129ZM148 184V183H150L151 184V186H148L149 188L151 187V189H153V193L150 191V189H148V187L147 186H144V185H146V184ZM230 183V182H229ZM229 183H227V185H229ZM131 184H133L132 182H131ZM154 184V183H153ZM169 184H172V186H170ZM175 184V183H174ZM123 185H125L124 183H123ZM137 185H138V183H137ZM149 185V184H148ZM176 185V184H175ZM184 185V184H183ZM35 186V185H34ZM117 186V185H116ZM142 186H144V187H142ZM170 186V187H169ZM186 186V185H185ZM121 187V186H120ZM119 187V188H120ZM142 187V188H141ZM147 187V189H146V191H150V193L148 192V193H145L146 191H145V189L144 188H146ZM159 187V186H158ZM179 187H183V186H179ZM191 187H192V185H191ZM191 187H187V189L189 190V192L191 193ZM229 187H231L230 185H229ZM122 188H124L123 186H122ZM121 188V189H122ZM157 188V187H156ZM186 188V187H185ZM37 189V188H36ZM35 189V190H36ZM114 189H116V187L114 188ZM177 189V188H176ZM191 189V190H190ZM194 189V188H193ZM262 189H263V191H262ZM116 190H118V187H117V189ZM120 190V189H119ZM124 190V189H123ZM140 191V192H136V191ZM178 190H179V188H178ZM133 191H134V193H133ZM180 191V190H179ZM185 191V190H184ZM230 191V190H229ZM114 192H115V190H114ZM117 193L118 192H120V191H116ZM115 192V194H117ZM124 192V191H123ZM122 191L120 192V193H123ZM188 192V191H187ZM188 192V193H189ZM119 193V194H120ZM125 193V194H126ZM135 193H137V194H135ZM152 193V194H151ZM157 193V194H158ZM67 194V193H66ZM65 194V195H66ZM124 194V193H123ZM133 194H135V196L133 195ZM173 194V195H174ZM179 194H180V192H179ZM121 195V194H120ZM131 195H133V196H131ZM146 195V197H144ZM182 195V194H181ZM245 195H247L245 198H244V196ZM68 196V194L66 195V197ZM112 196V195H111ZM124 196V195H123ZM122 196V197H123ZM158 196V198H159V200H156L155 201V199H156V197ZM180 196V195H179ZM69 197V196H68ZM142 197V198H141ZM172 197V198H171ZM171 198V199H170ZM260 198V199H261ZM37 199V198H36ZM71 199V198H70ZM108 199H110V197L108 198ZM128 198H127V200H129ZM134 199V198H133ZM104 200H106V199H104ZM119 200H120V198H119ZM124 199H122V201H123ZM127 200H126V202H127ZM177 200V201H176ZM122 201H121V203H122ZM102 202V201H101ZM175 202H173V203H175ZM123 203H125V201L123 202ZM133 203V202H132ZM131 203V204H132ZM81 204V203H80ZM177 204H179V202L178 203H176V206H175V204H171V206L172 205H174L175 207H177L178 205ZM181 204L182 203H180V206H181ZM144 205V206H143ZM132 206H133V204H132ZM150 206H151V204H150ZM180 206H178V207H180ZM181 207H183V206H181ZM180 207V208H181ZM133 208V207H132ZM130 209V208H129ZM172 209H173V207H172ZM175 209V208H174ZM179 209V208H178ZM183 209V208H182ZM6 211V210H5ZM111 211H112V209H111ZM138 212H141V211H139V210H137ZM136 211V212H137ZM1 212V211H0ZM113 213V212H112ZM89 214V213H88ZM114 214V213H113ZM112 214V215H113ZM116 214V213H115ZM114 214V215H115ZM139 215H140V213H138ZM113 215V216H114ZM117 215V214H116ZM204 215V216H203ZM29 216V215H28ZM112 216V217H113ZM177 216V215H176ZM175 216V217H176ZM31 217V216H30ZM108 217H111V215L110 216H108ZM119 218V217H118ZM198 218V217H197ZM3 219V218H2ZM29 219V218H28ZM32 219L33 218H31V221H32ZM89 219V218H88ZM87 219V220H88ZM91 219V218H90ZM200 219L202 220V218H199V219H195L196 221L195 222H199L200 224L202 223L201 221H200ZM93 220V219H92ZM91 220V221H92ZM128 220H130V219H128ZM1 221V220H0ZM89 221V220H88ZM118 221V220H117ZM120 221V220H119ZM123 221V220H122ZM35 222V221H34ZM90 222V221H89ZM93 222V221H92ZM121 222V221H120ZM125 223H126V221H124ZM4 223V222H3ZM33 223V222H32ZM128 223V222H127ZM199 223H198V225H199ZM29 224H30V221H29ZM95 225V224H94ZM120 225V224H119ZM122 225V224H121ZM128 225V224H127ZM135 225V226H136ZM132 226V227H131ZM183 226V225H182ZM186 226V225H185ZM121 227V226H120ZM129 228L126 230L127 231V233H129L130 231H128L129 230ZM176 229H178L177 227H175ZM1 229H2V227H1ZM180 229V228H179ZM190 229V228H189ZM202 229V228H201ZM6 230H8V229H6ZM113 230H115V231H118L119 230V232H122V228H119V229H113ZM112 231V230H111ZM183 231V230H182ZM185 231V230H184ZM188 231V230H187ZM114 231H112L111 233H113ZM148 232H150V233H148ZM178 232V231H177ZM207 232V231H206ZM115 233H118V232H115ZM209 233V232H208ZM173 234V235H172ZM174 234L176 235V241H180V243L182 244L183 242L185 243V244H182V246L180 245V246H178L177 244L179 243V242H176L175 240H173L172 239V237L174 236ZM185 234V233H184ZM197 234V235H196ZM207 234V233H206ZM118 235V234H117ZM122 234H120V236H121ZM203 235V236H202ZM210 235V234H209ZM11 236V235H10ZM58 236V235H57ZM114 236V235H113ZM207 236H208V234H207ZM189 239V241H188V239ZM119 238V239H118ZM137 239V240H134V239ZM175 238V237H174ZM180 238H182V236H180ZM184 238V237H183ZM107 239V238H106ZM179 239V240H178ZM187 239V240H186ZM62 240V239H61ZM98 240V239H97ZM101 240V239H100ZM109 240V239H108ZM183 240V241H182ZM184 240H186L188 243H189V246L191 247H189L188 246V249H187V242L186 241H184ZM190 240H191V242H193V245H194V247H195V250L192 252V248H193V245H192V243L190 244ZM103 241H105V239L103 240ZM110 241V240H109ZM130 241H132L131 243H130ZM175 241V242H174ZM93 242V241H92ZM197 242V243H196ZM97 244H98V242H96ZM100 243V242H99ZM177 243V244H176ZM92 244V243H91ZM102 244V243H101ZM187 244V245H186ZM196 244V245H195ZM20 245V244H19ZM96 245V244H95ZM183 245H185V247H186V250H184L185 249V247L183 246ZM197 245L199 246L200 245V248H196L197 247ZM21 246H23V245H21ZM106 246V245H105ZM20 248V247H19ZM104 248V247H103ZM199 249V250H198ZM100 251H101V249H100ZM129 251H131V252H129ZM95 252H97L96 251V249H95ZM94 252V253H95ZM108 252V251H107ZM133 252H135V254H133ZM103 254V253H102ZM101 254V255H102ZM139 254V255H138ZM31 255H32V253H31ZM100 255V254H99ZM16 256V255H15ZM127 256V257H128ZM124 257V256H123ZM212 257H213V259H212ZM121 258H122V256H121ZM125 258V257H124ZM123 258V259H124ZM209 258H211V260L213 261L212 263H208V259ZM6 260V259H5ZM79 260V259H78ZM101 260V259H100ZM107 260H109V259H107ZM115 260H116V264L119 262V260L120 259H118V261H117V259L115 258ZM145 260V261H144ZM105 261V260H104ZM121 261H124L123 262V264L125 263V261H126V259L125 260H121ZM139 261H138V264H139ZM108 262V261H107ZM107 262H104V263H107ZM14 263H15V261H14ZM6 264H8V263H6Z\"/></svg>",
	"mask_w": 264,
	"mask_h": 264
}]
</instances>
